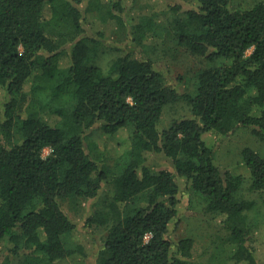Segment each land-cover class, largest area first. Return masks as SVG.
I'll return each instance as SVG.
<instances>
[{
  "label": "trees",
  "instance_id": "trees-1",
  "mask_svg": "<svg viewBox=\"0 0 264 264\" xmlns=\"http://www.w3.org/2000/svg\"><path fill=\"white\" fill-rule=\"evenodd\" d=\"M143 1L148 11H135ZM194 1L0 0V264H89L64 205L92 199L96 264H192L193 237L169 236L183 192L197 216L219 219L223 260L206 250L201 264H261L250 218L257 200L243 193L242 173L217 163L208 136L250 131L259 145L241 150L246 188L264 194V0ZM108 23L125 36L103 67L94 58ZM178 47L208 61L188 82H172L159 63ZM178 99L191 114L161 129ZM96 127L125 128L128 143L98 156Z\"/></svg>",
  "mask_w": 264,
  "mask_h": 264
},
{
  "label": "rangeland",
  "instance_id": "rangeland-1",
  "mask_svg": "<svg viewBox=\"0 0 264 264\" xmlns=\"http://www.w3.org/2000/svg\"><path fill=\"white\" fill-rule=\"evenodd\" d=\"M140 1V0H139ZM172 2H179L184 7H192L195 4L194 0H168ZM247 1V0H243ZM252 1V0H248ZM130 4V1H128ZM148 3V2H147ZM143 1L142 4L137 5L135 11L144 12L148 11L149 4ZM149 3H154V6L160 5L161 0H149ZM138 4V2H137ZM165 20L164 15L161 18ZM160 19V20H161ZM105 31L107 32V37L105 40V46H102L97 56L94 58L95 63L106 67L112 61L115 54H117L116 47L124 41V34L118 26L108 23L104 25ZM253 48H250L247 51V54L251 53ZM163 55L161 48L157 51V54ZM160 66L164 69L165 73L170 76L172 82H179L178 79L180 76L185 78L184 82L190 81L194 72L203 66L208 64V61L200 56L193 55L186 51L182 47H178L175 50L171 51V54L161 58ZM190 78V79H189ZM180 89L183 90L186 88L187 84H178ZM6 92L3 87H0V112L2 111V105L5 102ZM191 114L188 103L185 99H178L176 102H173L165 107L164 114L162 115L159 126L161 129L166 128L170 125L173 119L180 118L182 116H189ZM129 130L123 128L115 132L114 134H107L100 127L92 129L89 133V139L97 142L99 147L95 151L98 156L105 154V157L114 155V153L122 150L129 140ZM218 134L210 133L208 140L210 142L217 143L216 149V161L221 166H226L231 169V172L234 174L242 173L246 177V181L243 186V193L245 196H249L251 199L257 200V204L250 211L251 221L255 224L254 228L256 233L254 234L253 245L256 248V253L258 258L261 261V264H264V225L258 227V224L264 222V194L249 192L247 190L248 180L250 176V170L241 161V150L245 146H253L254 148L258 147V142L256 138L250 133L248 129L238 128L232 133L223 136L218 139ZM51 152L50 148H46L43 152L44 156L49 155ZM150 155V163L158 168L161 167H171V161L162 155L154 156V154L148 153ZM112 160V159H110ZM111 162V161H110ZM179 218L172 225L169 236L172 240L177 241L181 237L190 236L194 239L193 254L197 260H194L192 264H201L202 261H207L209 257V252L207 255L201 258L206 250H215L214 254L216 255L217 261L223 260L222 248L218 245L217 239L215 240V235L218 238L215 232H219L217 219L214 222H207L206 220L200 218L196 215L195 211L190 209L188 193H181L179 195ZM94 199L86 202L81 206L80 209L74 210L68 205H64V209L68 212L71 218L76 223V229L71 234V239L77 243L83 245L84 250L87 254L86 260L89 264H96L97 252L99 250L100 242V229L97 227H87L86 219L89 214L94 211L93 205ZM216 241V242H214ZM216 244V245H214ZM4 242L0 243V258L2 253V248L4 247ZM221 256V257H220ZM82 261H61L59 264H79ZM234 264L232 261H230ZM216 264V261H214ZM244 264V263H243Z\"/></svg>",
  "mask_w": 264,
  "mask_h": 264
}]
</instances>
